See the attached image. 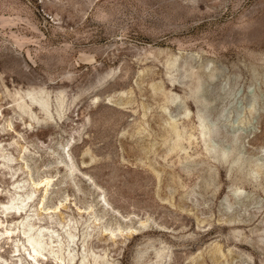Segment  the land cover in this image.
<instances>
[{"label": "rangeland", "instance_id": "374dc122", "mask_svg": "<svg viewBox=\"0 0 264 264\" xmlns=\"http://www.w3.org/2000/svg\"><path fill=\"white\" fill-rule=\"evenodd\" d=\"M0 264H264V0H0Z\"/></svg>", "mask_w": 264, "mask_h": 264}, {"label": "bare ground", "instance_id": "6f19581e", "mask_svg": "<svg viewBox=\"0 0 264 264\" xmlns=\"http://www.w3.org/2000/svg\"><path fill=\"white\" fill-rule=\"evenodd\" d=\"M27 95L30 96V97H32L34 101L38 102L44 112L46 110H48L47 109L48 108V102L46 100H44V99L38 100L37 98L34 97V94L33 93H28ZM29 242L32 244V246L34 248V251L36 253H38V252L40 253V251L43 249L42 244L41 243H38L36 241L32 242V238L29 239Z\"/></svg>", "mask_w": 264, "mask_h": 264}]
</instances>
